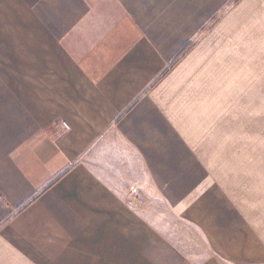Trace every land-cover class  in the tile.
I'll use <instances>...</instances> for the list:
<instances>
[{
  "label": "crops",
  "instance_id": "0c3cea01",
  "mask_svg": "<svg viewBox=\"0 0 264 264\" xmlns=\"http://www.w3.org/2000/svg\"><path fill=\"white\" fill-rule=\"evenodd\" d=\"M257 32L264 0H0V264H264L225 167Z\"/></svg>",
  "mask_w": 264,
  "mask_h": 264
},
{
  "label": "rangeland",
  "instance_id": "374dc122",
  "mask_svg": "<svg viewBox=\"0 0 264 264\" xmlns=\"http://www.w3.org/2000/svg\"><path fill=\"white\" fill-rule=\"evenodd\" d=\"M256 41L255 62L242 69L239 99L230 116H226V126L231 127L226 157L231 163L225 167L234 191L257 207V218L264 227V32H257ZM137 198L136 193L130 198L133 205ZM150 205L170 222L169 214L156 200H151ZM184 231V236L189 235Z\"/></svg>",
  "mask_w": 264,
  "mask_h": 264
},
{
  "label": "built area",
  "instance_id": "2783aa9c",
  "mask_svg": "<svg viewBox=\"0 0 264 264\" xmlns=\"http://www.w3.org/2000/svg\"><path fill=\"white\" fill-rule=\"evenodd\" d=\"M132 202L134 203V201L132 200Z\"/></svg>",
  "mask_w": 264,
  "mask_h": 264
}]
</instances>
